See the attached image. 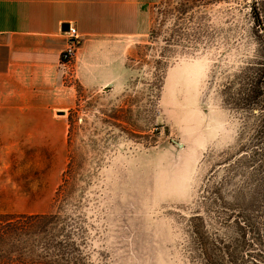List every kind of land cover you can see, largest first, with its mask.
Segmentation results:
<instances>
[{"label":"rangeland","instance_id":"374dc122","mask_svg":"<svg viewBox=\"0 0 264 264\" xmlns=\"http://www.w3.org/2000/svg\"><path fill=\"white\" fill-rule=\"evenodd\" d=\"M150 17L105 88L60 61L70 109L0 82V238L39 223L64 264H264V0Z\"/></svg>","mask_w":264,"mask_h":264},{"label":"crops","instance_id":"0c3cea01","mask_svg":"<svg viewBox=\"0 0 264 264\" xmlns=\"http://www.w3.org/2000/svg\"><path fill=\"white\" fill-rule=\"evenodd\" d=\"M157 1L0 0L2 86L22 84L28 91L48 90L52 109H70L76 89L62 83L63 70L59 68L60 53L68 42L64 25L74 27L82 39L73 60L76 83L105 88L118 78L111 66L115 63V56L111 58L114 44L121 48L117 40L147 35L151 8Z\"/></svg>","mask_w":264,"mask_h":264},{"label":"trees","instance_id":"16d2710c","mask_svg":"<svg viewBox=\"0 0 264 264\" xmlns=\"http://www.w3.org/2000/svg\"><path fill=\"white\" fill-rule=\"evenodd\" d=\"M45 224L41 227L44 230ZM39 223L23 228L19 233L0 238V262L13 254L22 264H64L68 256L65 245L53 237H40Z\"/></svg>","mask_w":264,"mask_h":264},{"label":"built area","instance_id":"2783aa9c","mask_svg":"<svg viewBox=\"0 0 264 264\" xmlns=\"http://www.w3.org/2000/svg\"><path fill=\"white\" fill-rule=\"evenodd\" d=\"M67 33H68L67 45L60 53V61L64 65L67 63H70L71 60L74 58L75 56V45L74 44L75 42H77L79 38L76 33L75 28L70 25L68 26Z\"/></svg>","mask_w":264,"mask_h":264},{"label":"water","instance_id":"95a60500","mask_svg":"<svg viewBox=\"0 0 264 264\" xmlns=\"http://www.w3.org/2000/svg\"><path fill=\"white\" fill-rule=\"evenodd\" d=\"M64 26H65L66 28H68V24H65ZM178 145H181V144L178 143Z\"/></svg>","mask_w":264,"mask_h":264}]
</instances>
